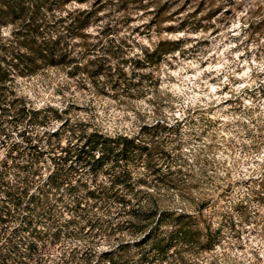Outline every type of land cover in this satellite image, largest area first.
I'll use <instances>...</instances> for the list:
<instances>
[{
	"label": "rangeland",
	"instance_id": "374dc122",
	"mask_svg": "<svg viewBox=\"0 0 264 264\" xmlns=\"http://www.w3.org/2000/svg\"><path fill=\"white\" fill-rule=\"evenodd\" d=\"M24 1L30 10L2 37L38 14L71 62L20 78V94L36 109L74 103V119L112 135L180 122L158 174L211 200L204 220L218 244L182 264H264V0ZM29 119L0 102V139L21 141ZM149 190L161 207L183 208L176 190Z\"/></svg>",
	"mask_w": 264,
	"mask_h": 264
},
{
	"label": "trees",
	"instance_id": "16d2710c",
	"mask_svg": "<svg viewBox=\"0 0 264 264\" xmlns=\"http://www.w3.org/2000/svg\"><path fill=\"white\" fill-rule=\"evenodd\" d=\"M27 4L0 0V30L20 20ZM40 20L32 13L14 40L0 32V102L30 117L21 141L0 139V264H182L191 251L218 245L204 220L211 200H190L169 173L158 174L180 122L112 135L74 119V103L36 109L20 94V78L71 62ZM257 179L264 195V170ZM162 186L179 193L183 208L150 201L149 189Z\"/></svg>",
	"mask_w": 264,
	"mask_h": 264
}]
</instances>
